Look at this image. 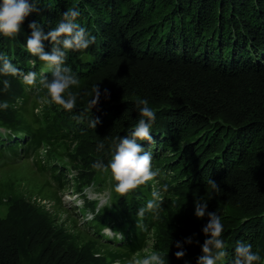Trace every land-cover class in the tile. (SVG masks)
<instances>
[{"label": "trees", "instance_id": "16d2710c", "mask_svg": "<svg viewBox=\"0 0 264 264\" xmlns=\"http://www.w3.org/2000/svg\"><path fill=\"white\" fill-rule=\"evenodd\" d=\"M69 8L79 9L77 22L95 37L88 49L67 56L66 66L79 79L71 89L78 94L72 111L40 102L46 90L39 77L51 73L24 50L29 23L36 21L46 34ZM36 9L18 35H0V54L21 72L38 74L30 89L21 77L0 74V105L8 104L0 108V129L6 132H0V165L28 160L43 149L46 162L37 159L36 167L49 172L58 189L65 187L67 172L77 173L71 182L82 191L102 174L108 179L92 164L110 162L113 143L129 135L140 119L137 99H146L155 112L152 142L139 143L152 152V168L160 176L124 197L112 181V204L89 222L92 245L109 250L104 259L133 264L150 238L161 236L158 230L170 231L173 245L186 247H176L168 258L161 253L165 264H197L207 213L216 212L228 252L222 264H232L242 241L259 252L256 264H264V0H38ZM50 50L45 41V51ZM4 80L10 82L6 91ZM96 86L100 99L86 111ZM91 119L99 121L95 128L89 126ZM101 143L104 148L97 151ZM156 181L158 188L167 184L168 191L158 216L145 215L147 230L142 231L137 212L151 199ZM82 198L81 208L96 205ZM4 200L13 211L0 218V264H94L85 247L72 244L78 231L68 242L58 229L39 228L41 222L27 226L23 209L37 214L34 201L0 186V206ZM197 200L207 203L199 219ZM104 228L119 236L108 239ZM180 250L193 259H177Z\"/></svg>", "mask_w": 264, "mask_h": 264}, {"label": "clouds", "instance_id": "9594fccd", "mask_svg": "<svg viewBox=\"0 0 264 264\" xmlns=\"http://www.w3.org/2000/svg\"><path fill=\"white\" fill-rule=\"evenodd\" d=\"M38 0H0V35L13 38L20 33L21 25L31 13L37 11ZM80 16L78 8L66 10L57 25L45 34L42 27L36 21L29 23L30 36L27 37L25 51L31 56L43 62L51 75L43 74L39 77V85L46 90L40 98V102L46 105H58L63 110L72 111L76 108L77 95L71 89L79 85L78 77L66 66L68 53L86 50L95 43V37H90L87 31L80 26L77 18ZM45 41L51 45L50 51H45ZM35 67L36 60L30 61ZM0 74L5 76H19L22 83L30 89L37 84L38 74L35 71L21 72L15 67L9 58L0 54ZM4 90L10 87L8 80L3 81ZM94 96L88 103V110L93 109L99 99L100 90L96 86L93 89ZM136 105L139 109L140 119L129 135L119 137L112 145V156L110 162L105 165L102 161H96L92 168L100 172L107 173L109 182L114 181V191L120 197L131 193L133 190L145 185L148 181L160 176V170H153V155L151 151H145L139 141L152 142L151 127L155 121V112L149 106L146 99H137ZM0 108L7 109L5 102ZM98 120H90L89 126L95 128ZM104 148L101 143L97 146V151ZM210 187L219 191V185L209 179ZM159 181L152 186L151 199H148L144 206L137 212V227L142 231L147 227L142 223L146 214H152L156 218L160 211V204L164 201L163 193L168 191V185L157 187ZM207 203L197 200L194 204V215L197 219L206 215ZM208 223L203 227L202 232L206 239L201 247V255L197 259V264H222L228 255L227 246L222 239L223 224L216 212L207 213ZM122 238V237H120ZM191 238H187L185 243L190 244ZM176 247L181 248L177 243ZM146 255L139 256L134 260V264H165L164 256L152 248L144 249ZM180 259L185 252L180 250L175 253ZM259 252L252 251V245L246 241L238 242L234 249V259L232 264H256L260 261ZM119 264V262H117Z\"/></svg>", "mask_w": 264, "mask_h": 264}, {"label": "rangeland", "instance_id": "374dc122", "mask_svg": "<svg viewBox=\"0 0 264 264\" xmlns=\"http://www.w3.org/2000/svg\"><path fill=\"white\" fill-rule=\"evenodd\" d=\"M40 110L41 107H37L35 113H39ZM29 111L30 109L26 113L27 118L30 117ZM0 132L3 134L6 133L4 128H1ZM60 152L64 153L65 150L61 149ZM65 158H68L67 154L65 155ZM37 159L46 162L43 149L39 152L38 156L34 155L28 160H20L18 163L0 165V186L6 189L7 187L14 189V191L20 194L22 198L27 201H34V206L38 207L39 211L37 214H33L35 212L33 210H30V213H28L27 209H23L26 214L25 224L28 226L32 224L33 221H37V223L41 222L42 224L39 228H45L48 226L49 231L58 229L61 234L67 235L65 236V240H68V242L72 241L71 236L76 235L78 231L81 235L78 237L77 241L73 240L72 244L74 245L77 243L78 246L82 248L85 247V249L88 250L87 252L90 253V256L94 259V264H117V262H119L118 260L113 261L110 257V259L106 257L105 259L103 258V256L109 251L106 247L99 243L92 245V238H89L90 234L92 235V228H88L93 213L99 209L103 210L105 207L109 208L112 204L113 182H109V179L102 174L94 184H90L87 187L83 186L82 191H79L73 186V182H71V178L75 177L77 173L67 172L66 175L68 180L65 187L58 189L49 172L36 167ZM57 168L63 170L61 165H58ZM84 180L86 179H83L80 182H83ZM55 195L57 199H55ZM82 195H84L88 202H95L96 205L81 208L85 205ZM58 198L61 199V204H58ZM10 203V201L4 200V204L0 206L1 219L6 217L8 211H13V208L11 207L12 203ZM10 207L12 209H10ZM43 213L45 214L42 217L41 215ZM41 219L44 220L41 221ZM101 231V233H103L108 239H114L112 237H115V233H112L108 228H104ZM158 234L161 236L155 237V235H153L144 249L152 248L154 244L155 250L166 255L168 258L169 253L176 248V246L173 245L174 241L171 237L173 233H170V231L164 233L158 230ZM173 237L176 238V235ZM177 238H179V236ZM177 243H182L181 245L185 246L183 242ZM144 249L138 253L139 256L146 255ZM139 256L137 254L133 256V264L134 260L139 258ZM181 258L182 260L193 259V254L187 253ZM96 259H98V261ZM126 264L131 263L129 262Z\"/></svg>", "mask_w": 264, "mask_h": 264}]
</instances>
